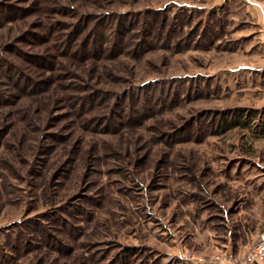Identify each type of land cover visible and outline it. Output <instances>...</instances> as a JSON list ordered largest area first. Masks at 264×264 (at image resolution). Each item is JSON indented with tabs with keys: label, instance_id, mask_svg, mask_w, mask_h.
Wrapping results in <instances>:
<instances>
[{
	"label": "rangeland",
	"instance_id": "1",
	"mask_svg": "<svg viewBox=\"0 0 264 264\" xmlns=\"http://www.w3.org/2000/svg\"><path fill=\"white\" fill-rule=\"evenodd\" d=\"M262 172L264 0H0V264L242 256Z\"/></svg>",
	"mask_w": 264,
	"mask_h": 264
},
{
	"label": "built area",
	"instance_id": "2",
	"mask_svg": "<svg viewBox=\"0 0 264 264\" xmlns=\"http://www.w3.org/2000/svg\"><path fill=\"white\" fill-rule=\"evenodd\" d=\"M188 258L193 259L191 254ZM264 259V229L257 236L255 243L242 255L237 256L233 253L225 256H216L210 260L212 264H254Z\"/></svg>",
	"mask_w": 264,
	"mask_h": 264
},
{
	"label": "crops",
	"instance_id": "3",
	"mask_svg": "<svg viewBox=\"0 0 264 264\" xmlns=\"http://www.w3.org/2000/svg\"><path fill=\"white\" fill-rule=\"evenodd\" d=\"M255 178V179H254ZM253 180H251V183H249V191L253 194H259L260 196H257L259 201L257 203L258 208L260 209L261 213L263 214L261 219H259V224L261 226V229H264V172L254 176ZM253 194V195H254ZM209 264H212L209 262ZM254 264H264V259L257 261Z\"/></svg>",
	"mask_w": 264,
	"mask_h": 264
}]
</instances>
